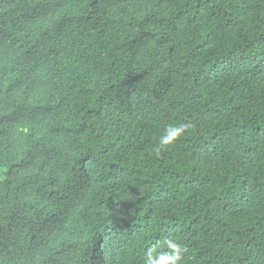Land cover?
<instances>
[{
    "label": "trees",
    "instance_id": "1",
    "mask_svg": "<svg viewBox=\"0 0 264 264\" xmlns=\"http://www.w3.org/2000/svg\"><path fill=\"white\" fill-rule=\"evenodd\" d=\"M165 237L264 264V0H0V264Z\"/></svg>",
    "mask_w": 264,
    "mask_h": 264
},
{
    "label": "clouds",
    "instance_id": "2",
    "mask_svg": "<svg viewBox=\"0 0 264 264\" xmlns=\"http://www.w3.org/2000/svg\"><path fill=\"white\" fill-rule=\"evenodd\" d=\"M190 128L188 123H170L163 129L154 148L155 155L159 156L162 151L173 145L185 135ZM157 248H149L146 252L144 264H181L185 247L172 237H165L162 245Z\"/></svg>",
    "mask_w": 264,
    "mask_h": 264
}]
</instances>
